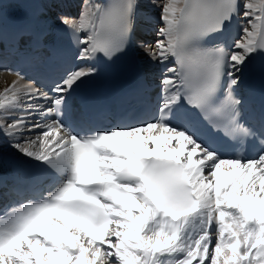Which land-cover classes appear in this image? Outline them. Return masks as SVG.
<instances>
[{
    "label": "snow or ice",
    "instance_id": "1",
    "mask_svg": "<svg viewBox=\"0 0 264 264\" xmlns=\"http://www.w3.org/2000/svg\"><path fill=\"white\" fill-rule=\"evenodd\" d=\"M139 6L87 0L78 19L58 16L75 37V59L122 52ZM157 7L159 38L146 46L163 65L153 118L104 129L74 116L70 97L95 74L87 63L48 91L29 82L0 94V133L59 178L42 198L0 212V264H264V109L259 127L242 122L235 94L264 57V0H160ZM24 97L44 103L18 115ZM47 115L50 123L29 124ZM201 121L236 142L231 156Z\"/></svg>",
    "mask_w": 264,
    "mask_h": 264
},
{
    "label": "bare ground",
    "instance_id": "2",
    "mask_svg": "<svg viewBox=\"0 0 264 264\" xmlns=\"http://www.w3.org/2000/svg\"><path fill=\"white\" fill-rule=\"evenodd\" d=\"M43 2H44V5L46 7H48L49 0H43ZM64 2H66V0H64ZM77 2L83 4V7H84L85 4H86V2H87V0H77ZM77 2H75L74 4H75L76 7L79 8V5L77 6ZM92 2L94 3L95 0H92ZM158 4L152 3V0H140V9H141V12L143 13V11H144L143 14L146 15V16H148V17L149 16H152V17H150L151 19L159 18V14L153 13V11H152L153 8L155 10V7H157ZM78 8H77V11H79V14H80V12H81L82 9L79 10ZM79 14H78V17L73 15L72 18H77L78 19L79 18ZM58 16L55 15V17L57 18V20H58ZM160 24H162V23H160ZM148 52H149V49L142 48V53H143L142 55L144 57H145V55ZM14 84H15V87L16 88H20L25 83L22 82L21 80L15 78V77H13V76H9L7 74H0V94H4L6 89H8L9 91H11ZM26 98L27 97H24L23 100H22L21 107H20V109H19V111L17 113L18 115H24L25 114V113H22L21 110L22 109H25L27 107L25 105V103H24L25 100H26ZM8 118L10 119L11 117H8ZM27 135L28 136H31L33 138L36 136V134H34L33 131L28 132ZM3 138H7V139H9L11 141V138L7 137L3 133H0V151L5 152V153H9V154H13V155H17L19 157H22V158L27 159L26 157L20 156L12 147H10V144H7V145L6 144H2L1 142H2V139ZM17 138H19V137H17Z\"/></svg>",
    "mask_w": 264,
    "mask_h": 264
},
{
    "label": "rangeland",
    "instance_id": "3",
    "mask_svg": "<svg viewBox=\"0 0 264 264\" xmlns=\"http://www.w3.org/2000/svg\"><path fill=\"white\" fill-rule=\"evenodd\" d=\"M50 1L52 2V0H49V2H48V5H49V6H50ZM56 1H57V2L59 1V2H58V5H57L56 7H58V6L61 7V6H63V5L66 7V5H68V3H71V2H73V1H75V0H73V1H72V0H69L70 2L67 0L68 3H67V2H64V0H61V1H60V0H56ZM154 1H159V2H160V0H154ZM51 6H52V5H51ZM51 6H50V7H51ZM51 8H52V7H51ZM83 8H84V7H83V4H82V5L80 6L79 10H81V9H83ZM56 15L58 16V14H56ZM77 17H78V16H77ZM160 25L162 26V24H160ZM161 26H160V27H161ZM158 27H159V26H158ZM158 27H157V28H158ZM152 36H154V37H158V35H157V31H156V34L153 33ZM158 38H159V37H158ZM156 39H157V38L154 39V42H156ZM154 42H153V43H154ZM150 51H151V50H150ZM150 51H149V52H150Z\"/></svg>",
    "mask_w": 264,
    "mask_h": 264
}]
</instances>
